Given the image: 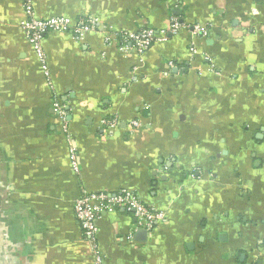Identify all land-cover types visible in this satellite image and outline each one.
I'll use <instances>...</instances> for the list:
<instances>
[{"label": "crops", "instance_id": "0c3cea01", "mask_svg": "<svg viewBox=\"0 0 264 264\" xmlns=\"http://www.w3.org/2000/svg\"><path fill=\"white\" fill-rule=\"evenodd\" d=\"M32 2L37 17L103 27L45 32L46 77L21 0H0V264H97L74 200L122 188L163 216L145 235L132 211L100 212V264H264V0ZM173 18L187 27L120 50V32ZM53 93L70 107L78 171Z\"/></svg>", "mask_w": 264, "mask_h": 264}, {"label": "built area", "instance_id": "2783aa9c", "mask_svg": "<svg viewBox=\"0 0 264 264\" xmlns=\"http://www.w3.org/2000/svg\"><path fill=\"white\" fill-rule=\"evenodd\" d=\"M21 3L23 5L25 18L20 21V27L26 33L28 41L42 63L46 77H49V74L46 67V55L42 47V38L45 32H66L72 34L75 38H79L86 29L101 30L103 27L99 17L95 15H82L76 19L63 15L37 17L33 9L32 0H21ZM185 27H187V25L173 18L167 28L164 29L156 30L152 27H142L136 32L122 31L120 32L122 44L119 47L123 52L130 48L141 54L147 51L152 43L164 41L168 36L178 34L179 31ZM192 31L202 34L206 33V29L197 24L192 25ZM104 41L109 45L111 37L105 36ZM52 107L55 117L58 119L60 127L66 136L71 166L75 171H78L77 147L73 141L68 120L70 107L62 102L55 93H53L52 97ZM100 122L106 132L115 130L119 125V121L116 117L104 118ZM138 125L139 121L134 119L129 123L130 128H135ZM117 207H124L132 211L138 227L148 231H151L156 221L163 216L162 212L156 211L148 206L131 189L122 188L114 192L83 190L80 196L74 200V216L83 231V235L96 254L95 261L97 264H100L101 257L97 255L96 250L97 227L95 225V219L100 212L114 211ZM129 238H131V236H129Z\"/></svg>", "mask_w": 264, "mask_h": 264}, {"label": "water", "instance_id": "95a60500", "mask_svg": "<svg viewBox=\"0 0 264 264\" xmlns=\"http://www.w3.org/2000/svg\"><path fill=\"white\" fill-rule=\"evenodd\" d=\"M138 233H139V234L142 233V234H145V235H146V230H145V229H140V230L138 231Z\"/></svg>", "mask_w": 264, "mask_h": 264}]
</instances>
